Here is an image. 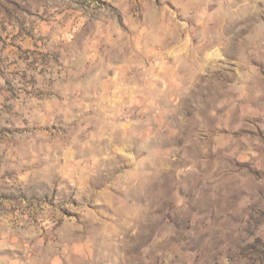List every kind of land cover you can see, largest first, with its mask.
Segmentation results:
<instances>
[{
    "label": "clouds",
    "instance_id": "9594fccd",
    "mask_svg": "<svg viewBox=\"0 0 264 264\" xmlns=\"http://www.w3.org/2000/svg\"><path fill=\"white\" fill-rule=\"evenodd\" d=\"M0 264H264V0H0Z\"/></svg>",
    "mask_w": 264,
    "mask_h": 264
}]
</instances>
